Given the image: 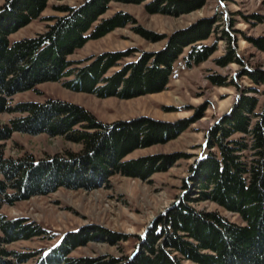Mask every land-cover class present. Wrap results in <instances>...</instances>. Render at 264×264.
Wrapping results in <instances>:
<instances>
[{
  "label": "trees",
  "instance_id": "obj_1",
  "mask_svg": "<svg viewBox=\"0 0 264 264\" xmlns=\"http://www.w3.org/2000/svg\"><path fill=\"white\" fill-rule=\"evenodd\" d=\"M48 1L7 0L0 8V114H21L0 126V140L9 139L16 131L47 133L81 144L82 149L45 158L33 154L9 157L0 146V264H264V69L257 67L242 71L253 86L241 90L231 111L210 127L204 153L192 167L191 190L154 220L144 235L135 236L139 243L132 255L71 256L99 232L114 244L131 237L96 226L67 231L55 244L33 252L9 251L5 247L20 240L45 238L49 233L48 239L53 240L57 233L51 234L26 217L9 218L2 213L4 205L49 194L60 187L92 190L115 174L148 178L166 169L167 156L125 157L135 149L175 138L194 122L169 124L142 116L104 123L76 103L49 98L13 105L14 95L71 76L74 79L64 81L67 88L99 97L131 98L158 92L165 89L186 46H190L185 56L189 68L203 63L216 50V45L201 41L216 30L217 18L171 33L162 50L143 52L109 75V70L133 51L104 52L73 67L77 62L70 61L69 56L75 50L134 19L118 12L98 22L112 0H85L75 7H60L65 15L54 18L43 34L12 41L11 35L38 18ZM168 1L180 12L199 8L189 7L188 1ZM161 5L149 8L153 12L165 10ZM137 30L146 38H157L141 27ZM221 33L229 49L216 62L220 66L242 63L232 46L235 38L226 30ZM254 42L264 51L263 37ZM210 79L214 85L228 84L222 75ZM203 201L215 202L238 214L243 222H234L217 210L198 209L195 203Z\"/></svg>",
  "mask_w": 264,
  "mask_h": 264
},
{
  "label": "rangeland",
  "instance_id": "obj_2",
  "mask_svg": "<svg viewBox=\"0 0 264 264\" xmlns=\"http://www.w3.org/2000/svg\"><path fill=\"white\" fill-rule=\"evenodd\" d=\"M85 0H49L41 15L28 25L11 35L16 41L27 37H37L47 31L54 23V18L64 16L63 6H78ZM188 1V5H199L187 11L176 10L168 0L116 1L109 3L108 10L98 20L113 17L118 12L132 16L134 22L118 27L105 36L89 40L83 47L69 56L76 61L73 67H80L104 52L128 51L133 53L110 69L108 75L136 60L143 52H158L167 42V36L193 26L201 20L219 19L216 30L211 36L201 41L205 45H216L215 52L203 63L187 67L185 56L190 46L175 62L172 75L162 91L140 94L131 98L117 96L99 97L93 93L67 88L64 81L40 83L34 90L18 93L13 96V105L25 101L43 102L56 98L79 104L91 111L101 122L113 123L119 120L148 117L169 124L183 120H194L175 138H167L145 148L130 152L125 159L134 160L150 156H167L165 170H159L148 178L115 174L108 182H102L97 188L70 189L60 187L45 195L33 196L4 205L2 213L9 218L26 217L41 224L57 236L35 237L31 240H20L5 247L10 251L33 252L55 244L61 235L82 227L92 229L95 226L110 232L130 234L126 241L114 244L102 233L95 235L86 245L76 248L73 257H107L132 255L139 239L149 226L160 217L178 199L191 190L192 167L204 153L207 144V133L217 120L229 113L237 100L240 91L252 87L253 83L243 70L264 69V51L256 46L255 40L264 38V0H176ZM7 0H0V8ZM160 3L162 11H151ZM151 6V8H149ZM168 10H167V9ZM192 8V7H191ZM173 10V11H172ZM219 17V18H218ZM97 22V23H98ZM152 32L157 38L150 39L138 32L137 28ZM226 30L235 38V48L242 63L233 62L220 66L216 60L228 53V44L221 31ZM222 75L227 85H214L210 76ZM264 85L261 86V89ZM20 113L0 114V126L9 124L10 120ZM4 154L9 157H21L33 154L45 158L67 151L78 152L82 145L71 142L62 136H50L47 133L36 135L13 132L7 140H0ZM200 210H217L230 220L242 223L240 216L228 211L212 201L195 203ZM3 231L0 229V236ZM11 259V258H10ZM32 261L25 263L31 264Z\"/></svg>",
  "mask_w": 264,
  "mask_h": 264
}]
</instances>
